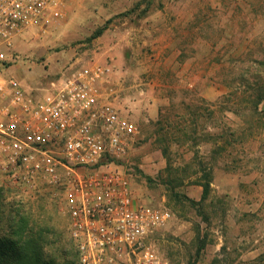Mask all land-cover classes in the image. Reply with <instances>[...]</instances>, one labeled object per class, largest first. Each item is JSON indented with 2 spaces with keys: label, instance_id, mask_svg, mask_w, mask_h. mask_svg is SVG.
I'll list each match as a JSON object with an SVG mask.
<instances>
[{
  "label": "rangeland",
  "instance_id": "obj_1",
  "mask_svg": "<svg viewBox=\"0 0 264 264\" xmlns=\"http://www.w3.org/2000/svg\"><path fill=\"white\" fill-rule=\"evenodd\" d=\"M29 31L4 72L27 90L110 68L100 93L137 129L132 202L171 215L150 238L161 257L264 264V0H67L56 25ZM0 186L70 240L62 186Z\"/></svg>",
  "mask_w": 264,
  "mask_h": 264
},
{
  "label": "built area",
  "instance_id": "obj_2",
  "mask_svg": "<svg viewBox=\"0 0 264 264\" xmlns=\"http://www.w3.org/2000/svg\"><path fill=\"white\" fill-rule=\"evenodd\" d=\"M66 2L0 0V176L63 187L77 264H172L150 241L169 211L132 202L124 161L137 129L100 93L110 68L71 69L40 93L4 77L13 42L56 25Z\"/></svg>",
  "mask_w": 264,
  "mask_h": 264
},
{
  "label": "trees",
  "instance_id": "obj_3",
  "mask_svg": "<svg viewBox=\"0 0 264 264\" xmlns=\"http://www.w3.org/2000/svg\"><path fill=\"white\" fill-rule=\"evenodd\" d=\"M260 100H264L261 98ZM259 102H256L258 105ZM0 186V264H55L62 259L67 264L70 256V239L58 235L29 205L16 200ZM208 184L202 186V199L206 198ZM69 246V247H68ZM69 249V250H68Z\"/></svg>",
  "mask_w": 264,
  "mask_h": 264
}]
</instances>
